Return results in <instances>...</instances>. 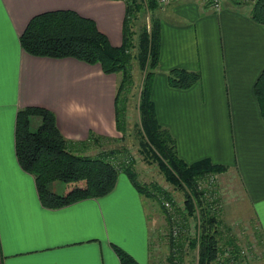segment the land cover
<instances>
[{
  "label": "crops",
  "instance_id": "0c3cea01",
  "mask_svg": "<svg viewBox=\"0 0 264 264\" xmlns=\"http://www.w3.org/2000/svg\"><path fill=\"white\" fill-rule=\"evenodd\" d=\"M56 10L89 18L111 45L122 43L125 0H0V264H121L114 245L151 264L148 197L129 179L117 175L104 196L48 208L17 160L16 116L23 108L53 112L72 141L86 140L90 131L115 135L118 73L72 57L33 56L20 45L33 17ZM155 17L159 58L150 96L157 121L183 161L228 167L215 176L232 175L243 202L239 213L255 220L264 250V121L253 91L264 69V24L251 19L250 5L234 0H222L219 12L204 0H175ZM172 69L198 73V80L174 88ZM38 123L33 117L31 125ZM71 186L58 188L65 193Z\"/></svg>",
  "mask_w": 264,
  "mask_h": 264
},
{
  "label": "trees",
  "instance_id": "16d2710c",
  "mask_svg": "<svg viewBox=\"0 0 264 264\" xmlns=\"http://www.w3.org/2000/svg\"><path fill=\"white\" fill-rule=\"evenodd\" d=\"M249 5L251 19L264 24V0H255ZM158 7L156 0H125L122 43L119 46L111 45L93 20L71 10L50 11L33 17L20 35L19 42L23 50L33 56L72 57L87 64H98L104 74L120 73L114 109L116 129L122 134L121 138L126 133L125 103L133 84L132 66L134 61L137 62L142 72L137 105L140 119V127L136 130L138 153L144 162L155 163L164 179L182 191L186 218L194 220L192 233L177 237L178 232L181 234V227L173 215L163 211L168 226L169 263H177L176 259L182 258V250L197 251L196 260L192 264L243 263L245 256L241 253L239 242L231 236H222L223 230L219 228L220 219L210 188L212 185L202 186L204 181H210L214 175L225 172L228 167L215 164L209 159L192 163L183 161L177 154L174 138L156 118L150 93L159 58V20L155 17ZM145 14L148 15V22L141 23L135 30L134 27ZM198 77L195 72L172 69L168 81L174 88L186 89ZM253 91L264 121V69ZM33 117H37L39 123L32 129ZM101 139L104 136L92 131L86 140L66 139L56 125L54 113L45 108L27 107L17 112L16 157L21 168L33 175L43 206L58 208L79 200L104 196L114 188L118 172L123 170L140 194L157 198L165 210L161 201L163 198L171 200L170 193L154 183H139L133 171L134 160L128 154L122 156L118 149L102 150L93 156L83 153L89 146L98 145ZM53 181L72 186L65 193H57L51 189ZM255 233L259 238V231ZM257 243L260 245L259 240ZM113 248L121 264H139L120 247L114 245Z\"/></svg>",
  "mask_w": 264,
  "mask_h": 264
},
{
  "label": "rangeland",
  "instance_id": "374dc122",
  "mask_svg": "<svg viewBox=\"0 0 264 264\" xmlns=\"http://www.w3.org/2000/svg\"><path fill=\"white\" fill-rule=\"evenodd\" d=\"M245 6H249L248 3H239ZM141 22H138L134 27L137 30L138 26L143 22H148V15L141 16ZM132 74H133V84L131 85L129 92L126 97V118L127 122L125 124L126 133L123 138L122 134L115 129V135L111 137L104 136V139H101L98 142V145L93 144V146L98 147L97 152L94 150H84V154L86 155H96L102 150H110V149H118L121 155L128 154L129 157H132L133 162V171L136 174V180L142 184L154 183L161 186L165 191L170 193L171 200L164 199L161 201L165 210H163L158 202L157 198H147L146 205L149 215H150V227L152 230V235L150 241V257L151 264H170L169 263V247L167 241L168 235V226L166 224V214L169 213L174 216L175 221L178 222L179 228L181 227V234L178 232L177 237H183L193 231L194 220L190 218H186V213L183 209V200L184 196L182 191L174 188L171 184H169L158 170L157 165L155 163H146L141 158L138 153V137L136 134V130L140 127V119L139 113L137 110L139 93H140V85L142 80V72L139 69L137 62H133L132 66ZM119 82L121 78V74L118 73ZM35 127V124L31 127L32 129ZM116 128V122H115ZM119 177H122V182L125 178L129 179L126 171H119ZM130 181V179H129ZM52 183H56L62 189L64 187V183L53 181ZM51 183V185H52ZM210 184L212 185L210 187ZM203 187L209 186L212 190V198L215 200L214 207L217 209L218 218L220 219V229L223 230L222 236L224 238L226 236H231L235 239V241L239 242V248L250 247L256 248L253 250L259 256L264 258V251L262 247L257 245L258 239L254 233L257 231L256 222L254 219H250L247 215L241 214L242 207L240 200V192L237 186V183L233 180L232 175H217L213 176L210 181H204L202 183ZM58 193H61V189L57 186H54ZM142 195V194H141ZM168 203V205H166ZM161 204V205H162ZM243 204V202H242ZM163 211H166L165 213ZM238 213V214H236ZM184 214V215H183ZM251 215V214H250ZM256 228V229H255ZM186 229L190 230L187 231ZM255 229V230H254ZM259 229V228H258ZM256 234V233H255ZM251 243V244H250ZM182 258L176 259L177 263L175 264H192L195 262L197 257V251L192 250L190 252L181 251Z\"/></svg>",
  "mask_w": 264,
  "mask_h": 264
},
{
  "label": "built area",
  "instance_id": "2783aa9c",
  "mask_svg": "<svg viewBox=\"0 0 264 264\" xmlns=\"http://www.w3.org/2000/svg\"><path fill=\"white\" fill-rule=\"evenodd\" d=\"M156 1L159 6H166L175 0H156ZM204 1L208 5L209 9H211L213 12H219L222 8V0H204ZM234 1L239 3H253L255 0H234ZM166 205H168V203H166ZM176 230L177 229H175V231ZM253 250H256V248L253 249L252 247H250V249H247V247L241 248V253L245 256V262L243 263L236 262L234 264H264V258L259 256Z\"/></svg>",
  "mask_w": 264,
  "mask_h": 264
}]
</instances>
